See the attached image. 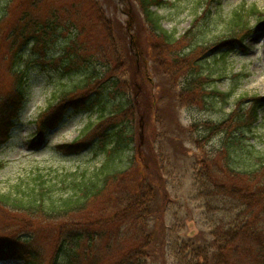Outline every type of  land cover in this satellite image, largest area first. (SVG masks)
Here are the masks:
<instances>
[{"label":"rangeland","instance_id":"374dc122","mask_svg":"<svg viewBox=\"0 0 264 264\" xmlns=\"http://www.w3.org/2000/svg\"><path fill=\"white\" fill-rule=\"evenodd\" d=\"M93 1L98 5L97 7L103 10L104 18H110L112 14L117 17V21L115 18H112V24H110L109 29L103 20L101 23L97 22L96 24L89 21V15L87 14L90 7L89 0H58V5L61 7L59 18L55 14L49 15V7L46 4H39L38 8L31 9L33 13L38 9V19L44 22L41 25V36L43 37L49 36L50 39L56 35L54 26L50 24L45 25V21L48 20L45 17L57 19L58 21L60 19L57 26L61 27V29L57 33L61 36V39H57V36L52 39V42H48V39L45 48L50 49L51 47V50L55 51L56 56L59 54L60 49L65 48L61 42L64 39L67 40L68 45L72 46H98L100 44L114 43L118 49L124 38L127 45L128 41L125 35L119 31L118 24V22L121 24V20L124 18L122 11L126 7V0ZM127 1H130L132 4V16L134 18L133 32L136 35L133 38L134 45L140 49L136 50L138 53V58L135 59L136 62H132V65L137 63L134 65L137 69H133L130 74L124 70L125 66H122V62L118 64L115 59L113 66L118 71V75H115V78H118V86L113 81L112 84L104 88L101 94L97 92V95H100L104 99V104L108 107V113L109 111H113L115 107L126 106L133 98L137 99L138 106L142 102L141 113L143 116H147L149 121L143 122L142 118L136 115V120L133 119L134 123H136V128L131 124L129 127L132 130V134H136L135 141L138 136L141 143L147 146V149H139L142 159L147 161H140L137 169L134 162L131 173L137 174L140 166L144 167V163L150 162L154 165H149L146 168L147 171L142 170V181H145L142 187L139 186L132 189L129 186V182H126L128 185L121 184L118 188H115L112 198L103 200L100 196L95 202L89 203L85 209L80 210L79 215L63 220H54L53 226L54 228L70 229L73 227V224L81 223L85 226L89 225L86 226L87 236L94 240L93 249L90 253L88 252L89 257L87 260L83 261L80 257L81 264H119L136 247L137 244L132 248L126 249L128 246L134 244L137 238L140 239L143 230L139 228L132 236L127 238L121 237L125 235L123 233L124 230L120 231V236L117 233L113 234L112 232L117 230V228H113L114 225H111L110 222L108 223V221L112 220L110 218V213H112L111 200L121 196L122 192L127 193V191L129 193L140 192V198H142V194H145L147 199H143L149 203L148 215L150 216L148 217L150 224L148 230L152 229L153 214L150 212V209L152 210V205L158 203L156 200L159 196H152V193H149V191L145 192V187H147L146 182L148 180H153L155 179V175L160 174L161 185L166 196L164 197V208L159 222L161 223L160 240L162 243L157 242V244H161L163 247L156 249L151 246L149 251L145 250L140 257L142 259L141 264H176L174 254L177 252V246L182 243L187 244L188 240H191L196 245L203 244L204 242L209 245L211 242L210 227L211 221L214 218L213 214H215L212 211L215 204L208 202L210 197L207 194L212 191L216 181L218 183L219 181L224 183L226 181L224 179L225 176H222L219 172L221 169L216 170L215 166L216 171L207 174L198 161L201 159L208 160L206 158H211L210 160H212L223 143H229L227 142L229 137L231 139L243 132H237L234 128L237 125H234L233 122L229 126L219 130L223 131L222 133L219 132L206 139L208 131L204 125L209 123L220 124L221 121L230 115L231 111L235 110L239 96L245 95L246 98L252 95L264 96V29L246 39L245 50L247 51L244 52L245 55L233 53L228 54L223 59L222 57H218L215 52H209L206 56H203L206 53L202 51L204 48V50H209L210 46L218 41L225 40L229 34L227 26L224 23H216L208 28L206 27L204 31L200 30L201 27L198 28L201 22L200 18L194 29H192V25L202 12L200 8L206 3L204 0H165L166 3H162L163 8L158 10V14L161 17V28L168 33L167 35L178 38L184 35L187 30H191V33L182 38V40L180 39L179 43L170 44L164 42V40L166 42L168 40L164 39L156 24L154 26L151 25L143 17L139 0ZM240 1H246L247 7H256L260 12L264 13V0H222V5L219 7H222L225 15L221 20L230 17L235 11L233 7ZM2 2H6L7 4H3ZM209 2L211 4L210 9H215L214 15H216L218 8L214 0H208L207 3ZM74 6H79V16L85 12L86 17L72 18ZM0 7L4 8L2 16L3 26L1 29L5 32L4 36L0 37L1 95L2 90H8L12 85L11 64L9 59L6 58L7 54L12 50V29L19 22V17L23 10L26 7L28 9L30 7L25 0H0ZM14 13H16L15 19L9 22L8 18ZM213 16L211 15V17ZM253 23V20H251L250 24L252 25ZM38 25H34L32 30L35 31ZM82 26L84 27V32L80 33L79 29ZM196 28L200 31H195ZM104 32L109 35V39L106 41L103 40ZM193 33L194 37L191 38ZM37 50L38 52H42V47ZM122 51L124 54L125 49ZM136 52L133 53L134 56H137ZM114 55L116 56L115 53ZM119 56H121L120 53H118ZM36 62L42 63V60H37ZM103 66H105L106 70L110 71L112 61L109 60L108 64L104 63ZM42 69L45 71L37 70V72L31 74L33 89L30 93L29 103L25 105L24 111L21 114V122L24 126L21 141L25 139L24 135L35 129V125L33 124L34 119L40 113L45 112L49 104H56L55 98L61 96L63 92L68 93L74 89L70 79L74 83L84 80V76L81 75H78V77L73 73H68L67 75L57 74L56 71L50 70L46 66H43ZM136 72L138 73L136 74ZM174 72H177V74H174ZM98 73H102L99 76L104 75L102 66H98ZM197 77H202V80L196 81V87L200 89V94L194 96V92L192 91L191 95H188L183 88L187 87L189 80L192 78L196 79ZM100 80L99 78H93L88 80L84 85H92L96 81L100 82ZM216 91L230 94L226 99V104L222 102L221 97ZM251 104V101L243 103L240 110L245 111ZM98 109L99 104H95L91 115L82 114L81 116L78 115V117L68 118L57 131L55 130L51 134H48L47 143L55 145L73 141L80 136L87 126L97 123L99 120L96 117ZM258 114L259 123L253 127L252 131L248 133L249 135L241 139V142H234L238 146L236 153L228 154L229 163L239 173L242 170L239 166L243 163L247 161H252V163L254 161L257 162L255 160L256 149H252L251 145L257 144L258 149L263 148L264 150V108L259 109ZM29 121L30 125L27 124ZM145 124L152 126L150 127V133L148 132V126ZM106 125L97 134H100ZM112 129L116 130V127H112ZM120 130L122 133H127V129ZM162 133H164L165 138L164 136H159ZM88 135H91V131ZM151 137L152 140L155 138L158 142L162 140L161 145L151 148L146 144L150 142ZM144 140L145 144L143 143ZM101 144L102 142H100ZM133 146L135 147V144L121 149L120 153L117 152L118 149L113 152L111 158L114 163H117V171L124 170L127 167V160L135 153L132 150ZM92 148L91 151L82 155L66 158H62L56 154L47 155L45 152L36 155L30 154L22 148L5 155L4 151L0 154V160L7 162L5 168H0V192L1 194L7 192L8 187L16 184L18 180L22 186L30 188L31 179L39 172L58 177L64 174L69 178L71 177V173L77 170L83 171V168H89L88 170L91 171L92 168H98L104 159L100 155L95 156L97 146H93ZM110 150L112 149H108V151ZM154 150H156L155 153L153 152ZM47 170L51 171L47 172ZM153 170L157 172L154 173ZM206 179L212 182H208ZM128 180L136 183L140 180V176L136 179L127 177L126 181ZM238 181L239 184L243 180L238 178ZM54 182H58V180L55 179ZM59 193H62V191H59ZM154 197L155 201L152 200ZM0 211L4 213V216L0 214L1 227L5 225L4 219L13 224L18 223L19 226L24 224L25 227L29 225L34 227L30 231L32 234L34 233L37 242L43 244L42 249L47 254L44 264H48L49 255L55 246L57 238V235L54 233L51 236H48L46 233L45 229L49 227V224L44 219L35 217H26L20 222L15 220L17 218L20 219L19 216L14 217L8 210L1 208ZM27 221L31 222L26 223ZM103 221H105V225L102 224ZM109 224L110 227H108ZM95 225H100V227H96ZM160 229L158 228V230ZM86 237L85 243L88 240ZM153 239L155 240L156 237ZM121 247L126 250L121 252ZM106 256H110L111 258H106ZM133 264H135V260Z\"/></svg>","mask_w":264,"mask_h":264},{"label":"trees","instance_id":"16d2710c","mask_svg":"<svg viewBox=\"0 0 264 264\" xmlns=\"http://www.w3.org/2000/svg\"><path fill=\"white\" fill-rule=\"evenodd\" d=\"M25 2L28 3L30 8L28 9V7H26L23 10V12L20 14L19 22L12 29V50H10L9 54L6 56L11 64L10 74L12 75L13 79L10 88L0 95V128L5 124L7 119L23 105L25 95L30 88L29 71L31 70L33 73H35L39 68V66L34 63L35 61L33 60L32 54L28 55V52H31L32 48L36 49L42 45H46V42L49 39V36H41V25L44 22L39 21L38 19V9L34 13L31 9L38 8L39 4H46L49 7L50 16L55 14L59 18V12H61V7L58 5V0H25ZM89 2L90 7L87 12L89 15V21H91L93 24H96L97 22L101 23L103 20L106 22L109 29L110 24H112L111 21L104 18L101 9L97 7L98 5L95 4L93 0H89ZM2 3L7 4L6 2ZM139 4L144 18L149 21L150 24L154 23V19L157 20L158 16L156 15V12L151 11L150 8L154 6L159 7L162 4L161 0H139ZM78 8L79 6L73 7L72 18H85V12L79 16ZM254 12V9L251 13L246 14H243L241 9H237L234 12L233 17L230 18L229 22H227L229 25L227 27L228 33H231L229 34L230 38L235 37V40H241V38L250 31L248 28V24L250 22L248 15H252ZM3 13L4 8L0 7V37L4 36L5 34V32L1 29L3 26ZM129 14L130 22L131 19L134 22L132 14L130 12ZM15 17L16 13L12 14V16L8 18V21L12 22ZM45 18H48V20L45 21V25L50 24L54 26V30L57 33L59 31V26L57 25H59L58 22L60 19L58 21L57 19L50 17ZM261 20L263 21L261 22ZM257 21L259 22V25L260 23L263 24L264 15L260 14L257 16ZM36 24L39 25L37 26L36 30L33 31L32 28ZM130 30L133 31V27H130ZM79 32H84L83 26L80 27ZM110 33L112 34L111 31ZM162 33L163 35L165 34L164 32ZM56 36L57 34L52 36L48 42H52V39L56 38ZM133 36L135 37L136 35L133 33ZM169 38L167 42L166 40H164V42L170 44L179 43L180 41V39L173 40V37L170 39ZM108 39L109 35L104 32L103 40L106 41ZM61 42L63 43V46H66L63 41ZM226 45L232 46L230 42L226 43ZM122 48L125 49L124 54ZM67 49H69V47ZM67 49H61L59 54L56 56L54 50H45V58H50L53 61H59V65L55 66L57 67L56 72H63V74L73 73L77 76H84L83 81L80 80L76 83H74L70 77L69 79L74 89L70 91L69 94L64 93L66 95L63 97L64 99L69 97L67 95L72 94L71 99H77V101H79L77 103V108H74L75 110H90L93 109L96 102L100 104L102 97L97 99L94 96L93 100H91L90 97L92 93L97 91V87L99 85L106 84L108 82L112 84L113 81H115L114 84L118 86V79H112L114 74V72H112V69L114 68L113 62L115 59L117 60L118 64L122 62V66H125L124 70L130 74L133 69H137L136 66L130 63L133 62L134 59L132 57L130 58L124 38L122 39L121 46L118 49L114 43L100 44L98 46H77L74 50ZM137 50L140 49L137 47ZM33 53L36 55V52ZM118 53H120L121 56L118 57ZM101 60L105 63L111 60L113 67H111L109 72L104 73L103 76H99L102 73H98V64L93 62ZM78 62L81 64V66H78ZM69 64L70 66H68ZM104 70L107 71L105 67ZM97 73L98 75H96ZM137 73L138 72H136V74ZM174 74H177V72H174ZM94 77L101 79L100 82L96 81V83L92 85H84L88 80H91ZM198 80H201V78H193L188 81V83H190L187 87H184V91L188 95H191L192 91L194 92V96H196V94H200V89L196 87V81ZM201 85L203 86V84ZM219 94L222 97L225 96V94ZM64 102L65 101L63 100V103ZM243 103L244 101L242 98L237 100L235 110L231 111L230 115L225 118V122H222L218 125L212 124L213 126L206 124L205 127H210L209 133L212 135L216 134L217 132L219 133L221 132L219 130L229 126L233 122L234 125H237V127H235L237 132H243L239 135H243L246 130L251 131L253 129L251 123L255 122L257 118L256 108L251 107L250 109L241 111L240 107ZM141 106L142 102H140L138 106L139 108H137L136 102L133 100L123 108H120L115 112H111L113 113L112 115L108 116L109 114H105V116H107L105 120L108 119L107 121H109V123L111 121L108 126H117L119 123H121L123 128L125 130L127 129V132L130 134L122 133L121 130L115 132L114 130H107V127L102 132L103 136L101 135L102 138L100 142L104 141L102 147L100 146V142H96V146L98 147L97 151L105 152L103 164L100 165L99 168H94L90 172V175L85 176V172H83L82 175L71 180L68 189H63V194L56 193L55 190L52 191V188H49L45 191H41L42 189H40L37 192H35L36 190L34 189L28 190L26 186H22L20 181L14 185H10L8 187V191L1 194L0 208L3 210H8V212H10L14 217H20V219L17 218L15 220L22 222L26 217L42 218L45 222H47V224H49V227H46L45 229L48 236H51L52 233L57 235L55 246L49 255L48 264H81V258L83 261L87 260L89 257L88 252L90 253L93 249L94 240L93 238H89V236H87L86 226L89 225L85 226L80 223L73 224V227L70 229L54 228V220H63L79 215L80 210L85 209L89 203L95 202L100 196L103 200L112 198V193L114 192L115 188H118L121 184L128 185L126 182H129V186L132 189H135L139 186L142 187L145 184V181H142V170L144 171L149 167V165L153 166L154 164L150 162L144 163V167L140 166L137 174L131 173L134 162L136 163L137 169L140 161H147L142 159L139 152L140 148L147 149V146L143 145L138 138L135 141L134 136L131 133V128L127 126L130 124L128 122L132 120L130 118L133 117L134 113L138 112L139 110V113L141 114ZM51 107L52 106H50L49 109L39 117V121L42 122L46 118H48L46 120L51 119V121L61 119V117L63 118V114L65 112L63 107L61 109H57V107ZM104 109L105 108L101 107L102 111H104ZM101 110L98 111L101 112ZM100 119L101 114L99 116V120ZM143 120L144 122L149 121L147 116H144ZM55 123H53V127H55ZM103 126V122L100 124L98 123L93 127L91 126L89 130L92 129L93 134H95ZM150 127L152 126H148L149 133ZM239 135L235 136V138L232 137L231 139L229 137V141L232 143L228 141L229 143H227V145H223L221 150H217L216 156L212 160H210L211 158H206L209 161L203 159L198 161L207 174L221 169L219 172L222 176H225L224 179L226 182L224 183L219 181L218 183L216 181L212 191L207 194L210 197L208 202L215 204V206H213L214 208L212 209L215 214H213L214 218L211 221L210 244L208 245L204 242L203 244L196 245L191 240H188L187 244L182 243L181 245L177 246V252L174 254L176 258V264H264V150L263 148L258 149L256 144L251 145L252 149H256L255 160H257V162L254 161L252 163V161H247L246 163H243L241 166H239L240 169H242L241 172H237L229 163L228 154L231 155L236 153L238 146H236L234 142L242 141V138H240ZM159 136H164V133L160 134ZM156 140L157 139L155 138L152 140L151 137L150 142L146 144H148L151 148L161 145L162 140L161 142ZM131 142L135 144V147L133 146L132 149L135 153H133L131 158L128 159L129 161L127 160V167L124 170L117 171V163H114L112 160L111 152L103 149H108L110 145L113 144V149H111H118L120 151L121 149H125L130 146ZM143 143L145 144V140ZM87 146V144L82 146L80 144V147L78 148H65V151L72 152L81 150L83 148L86 149ZM153 152L155 153L156 150ZM151 159L155 160L154 158ZM220 162L222 165H220ZM153 172L155 173L157 171L153 170ZM40 175L41 174L38 173L36 177L39 176L38 178H41ZM139 176L140 180L136 183L131 182V180L126 181L127 177L136 179ZM238 178L243 180L239 184ZM206 180L208 182H212L208 179ZM32 182L36 183V179H32ZM240 184L241 186H239ZM146 185L147 187H145V192L149 191V193H152V196H159V198L156 200L158 203L152 205V210L150 209V212L153 214V228L150 230H148L150 224L148 217L150 216L148 215L149 203L143 199H147L145 194H142V198H140V192L129 193V191H127V193L122 192L121 196L115 197L111 200L112 213H110V218L112 220L108 221V223L110 222L111 225H114L113 228H117V230L112 232L113 234L117 233L120 236V231L124 230L123 233L125 235L121 237L127 238L132 236L137 229L141 228V230H143L140 239L137 238L134 241V244L128 246L126 249L132 248L137 244L136 247L130 253H128V255L125 256L119 262V264H133L134 260L135 264H141L142 259L140 257L145 252V250L149 251L151 246L155 247L156 249L163 247L161 244H157V242H161V223L159 222L164 208V197L166 196L163 186L161 185L160 174L155 175V179L148 180ZM155 197L152 199L153 201H155ZM0 214L3 215L4 213L0 211ZM30 222L31 221H27L26 223ZM4 223V227H1L0 225V252L10 255L15 250H18L19 252L25 253L28 264H44L47 254L46 251L42 249L43 244L38 243L34 233L32 234L30 231L34 229V227L32 225L25 227L24 224L19 226L18 223L13 224L10 223V221L7 222L5 220ZM102 224L105 225V221H103ZM110 224L108 227H110ZM95 226L100 227V225ZM158 228L160 230H158ZM85 237L88 239L86 241L87 243H85ZM154 237H156L155 240L153 239ZM126 249H123V247L120 248L121 252ZM107 257L111 258L110 256H106V258Z\"/></svg>","mask_w":264,"mask_h":264}]
</instances>
